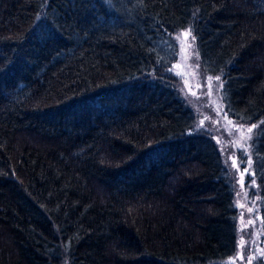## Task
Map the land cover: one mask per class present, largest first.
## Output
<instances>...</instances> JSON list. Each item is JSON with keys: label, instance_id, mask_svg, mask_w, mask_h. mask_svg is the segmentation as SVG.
<instances>
[{"label": "trees", "instance_id": "1", "mask_svg": "<svg viewBox=\"0 0 264 264\" xmlns=\"http://www.w3.org/2000/svg\"><path fill=\"white\" fill-rule=\"evenodd\" d=\"M187 28L227 116L264 127V0H0V264L234 257L236 175L173 74ZM250 155L264 264V139Z\"/></svg>", "mask_w": 264, "mask_h": 264}, {"label": "rangeland", "instance_id": "2", "mask_svg": "<svg viewBox=\"0 0 264 264\" xmlns=\"http://www.w3.org/2000/svg\"><path fill=\"white\" fill-rule=\"evenodd\" d=\"M184 32L188 33L186 37L180 35ZM193 36L192 28L179 31L174 35L180 53L173 74L178 78L181 93L196 116V124L192 133L209 135L219 148L226 166L232 165L233 160H235V166L230 169L236 175L238 185L237 204L241 207L238 218L236 253L231 259L217 264H254V261H256L255 255L261 250V246H259L260 236L257 235L259 228L255 229V223L259 221L257 217L259 206L255 204L251 210L246 208L243 192L244 174L242 175L244 170L242 166L248 167L247 172L251 174H253V167L242 163L240 159L242 150L245 152V159L250 155L252 139H247L251 135L247 129L251 125L244 124V127L240 128L238 122L224 115L222 88L217 90L218 85L222 82V77L220 76L218 81L215 79L216 76L203 73L200 56L198 60L196 57L198 51L196 38L193 41ZM208 77H212V80L208 81ZM257 125L259 126V124ZM255 130L254 128L253 133H255ZM258 255L260 256L259 253ZM262 260L264 261V256Z\"/></svg>", "mask_w": 264, "mask_h": 264}, {"label": "snow or ice", "instance_id": "3", "mask_svg": "<svg viewBox=\"0 0 264 264\" xmlns=\"http://www.w3.org/2000/svg\"><path fill=\"white\" fill-rule=\"evenodd\" d=\"M180 35H184L186 37L188 35V33L187 32H184V33H181ZM192 40L195 41V37L194 36L192 37ZM189 47H191V45H189ZM196 57H197V60H198L199 59V53H196ZM168 68H169V71H171L172 65H169ZM0 71H3V69H0ZM207 79H208V81H211L212 80V77H208ZM215 79L219 81L220 80V76H216ZM222 87H223V83L221 82V84L218 85L217 90H219V88H222ZM224 115L227 117L228 113L225 112ZM229 123H231V121H229ZM244 123H246V121H244L243 123L238 122L239 127L240 128H243L244 127ZM261 123L264 124V122H261ZM254 128L257 129V131L255 133H253V129ZM247 131H248L249 134H251V135H249L247 137V139H254L255 141H259L261 139H264V127H258V125L255 122H253L251 124V126L248 127ZM252 147L253 148L256 147L255 143L252 145ZM240 159H241V162L242 163H244V164H246L248 166H250L252 164L251 155H249L248 158L245 159V152L243 150L241 151ZM261 159H262V157H260L258 155L257 156V160L259 161ZM232 166H235V160H233L232 165H228L227 167L228 168H231ZM258 167H264V166L258 165ZM248 170H249L248 167H246L244 169L245 172H247ZM242 175H243V173H242ZM249 183L250 184L251 183H255V181L254 180H250ZM249 210H251V209H249Z\"/></svg>", "mask_w": 264, "mask_h": 264}]
</instances>
